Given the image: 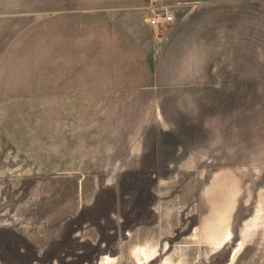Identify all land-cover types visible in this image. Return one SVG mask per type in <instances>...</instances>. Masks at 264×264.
<instances>
[{
	"label": "crops",
	"instance_id": "0c3cea01",
	"mask_svg": "<svg viewBox=\"0 0 264 264\" xmlns=\"http://www.w3.org/2000/svg\"><path fill=\"white\" fill-rule=\"evenodd\" d=\"M153 4L195 11L180 12L158 54ZM8 6L15 9L13 28L0 25V158L18 152L59 170L141 159L147 135L179 118L183 92H218L234 83L264 88V0H10ZM230 105L210 109L213 146L222 151L227 137L230 157H243L233 168L263 164L264 111ZM182 122L180 141L202 140L205 128L192 132ZM236 179L234 212L244 193ZM256 188L241 237L250 233L264 254V189Z\"/></svg>",
	"mask_w": 264,
	"mask_h": 264
},
{
	"label": "rangeland",
	"instance_id": "374dc122",
	"mask_svg": "<svg viewBox=\"0 0 264 264\" xmlns=\"http://www.w3.org/2000/svg\"><path fill=\"white\" fill-rule=\"evenodd\" d=\"M9 2L0 0V10L9 13L0 17L6 32L14 25ZM186 7L171 8L175 22L163 30L156 54L180 14L195 12ZM250 89L234 83L218 92H183L175 107L179 118L170 129L158 124L147 135L141 159L78 162L79 168L59 170L18 152L12 159L2 155L0 264H264L257 240L250 233L241 237L256 205L254 191L264 189V163L233 168L243 157H230L227 137L222 151L216 149L206 130L213 128L209 114L216 103L264 111V88ZM183 119L192 132L205 128L202 140L177 138ZM238 177L244 193L234 212Z\"/></svg>",
	"mask_w": 264,
	"mask_h": 264
},
{
	"label": "built area",
	"instance_id": "2783aa9c",
	"mask_svg": "<svg viewBox=\"0 0 264 264\" xmlns=\"http://www.w3.org/2000/svg\"><path fill=\"white\" fill-rule=\"evenodd\" d=\"M150 25L153 33L155 45L158 46L162 42L161 34L163 30L168 29L174 22L175 16L168 11L164 6L152 5L150 7Z\"/></svg>",
	"mask_w": 264,
	"mask_h": 264
}]
</instances>
